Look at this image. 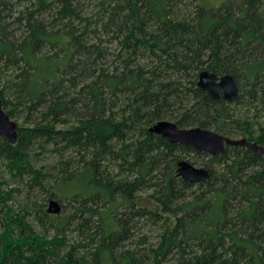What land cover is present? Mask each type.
<instances>
[{"label": "trees", "instance_id": "trees-1", "mask_svg": "<svg viewBox=\"0 0 264 264\" xmlns=\"http://www.w3.org/2000/svg\"><path fill=\"white\" fill-rule=\"evenodd\" d=\"M203 70L231 74L237 98L198 87ZM0 100L24 113L17 141L0 137V264H264V156L148 131L264 145V0H0ZM188 156L202 182L177 175Z\"/></svg>", "mask_w": 264, "mask_h": 264}, {"label": "water", "instance_id": "water-1", "mask_svg": "<svg viewBox=\"0 0 264 264\" xmlns=\"http://www.w3.org/2000/svg\"><path fill=\"white\" fill-rule=\"evenodd\" d=\"M197 86L206 91L213 99L223 98L226 101H233L239 94V87L231 74L217 75L208 70L199 72ZM18 124L10 118L2 107L0 100V137L5 138L9 143H15L18 136ZM148 131L155 133L170 143H177L190 147L196 151L209 155L221 154L227 146H239L248 148L264 156V145L244 137H230L220 134L211 129L202 127L180 128L170 120H157L153 122ZM177 175L184 181L199 183L209 176L206 168L196 166L186 159L177 163ZM49 214H59L61 205L57 199H51L46 206ZM0 205V228L3 227Z\"/></svg>", "mask_w": 264, "mask_h": 264}, {"label": "rangeland", "instance_id": "rangeland-1", "mask_svg": "<svg viewBox=\"0 0 264 264\" xmlns=\"http://www.w3.org/2000/svg\"><path fill=\"white\" fill-rule=\"evenodd\" d=\"M46 1H52V0H46ZM230 1H236V0H199V2L203 6H205L207 8H217L220 5H222L223 3L230 2ZM23 115H24V113L21 112V110H20V113L19 114H16V116H13L12 117V119L18 124V126H22L23 125V117H22ZM58 127L68 128V127H71V125L65 126V124H64V125H59ZM40 156H42V155H40ZM188 159H189L190 162H193V161H196L197 160L196 157H192V156H188ZM37 164H40V161ZM194 165L200 167L201 166V163L196 162V164H194ZM80 179H81V177H80ZM83 179H84V177L82 178V180ZM82 180H79V184H71L70 183V184L62 185V186H60V190L62 192H65V193H72L74 191V188H75L74 185H76V186L78 185L79 187H81ZM13 184L14 183L10 182V180H9V183L7 185H2V188H7V187L9 189L12 188V187H18V188H20V191L19 192L14 191L11 199L7 200V204H9L10 207L14 211H20L22 209V206L24 205L23 200H24V195L26 194V190L22 186L13 185ZM46 206H47V204H46Z\"/></svg>", "mask_w": 264, "mask_h": 264}]
</instances>
